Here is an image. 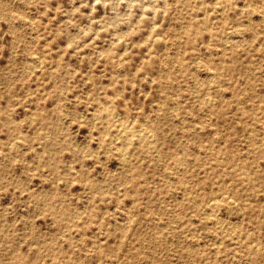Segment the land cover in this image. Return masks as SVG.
<instances>
[{
	"label": "rangeland",
	"instance_id": "rangeland-1",
	"mask_svg": "<svg viewBox=\"0 0 264 264\" xmlns=\"http://www.w3.org/2000/svg\"><path fill=\"white\" fill-rule=\"evenodd\" d=\"M215 2L0 0V264H264V0H231L233 44Z\"/></svg>",
	"mask_w": 264,
	"mask_h": 264
},
{
	"label": "bare ground",
	"instance_id": "bare-ground-1",
	"mask_svg": "<svg viewBox=\"0 0 264 264\" xmlns=\"http://www.w3.org/2000/svg\"><path fill=\"white\" fill-rule=\"evenodd\" d=\"M249 5H247V6H244L243 8L241 7V10L243 9V10H249V7H248ZM262 7H261V9L260 10H258V15H259V22H260V24H261V26L262 27H264V6L263 5H261ZM85 7V6H84ZM143 7H145V6H143ZM3 8V5H1L0 4V9H2ZM229 8H231V0H216V2H215V4H214V6H213V11H214V13L216 14V19L218 20V24H220V26L221 25H223V26H225L226 28H225V35H224V38L222 39V42L223 43H227V44H233V42H234V34L235 33H237V32H241V33H244V34H246V36H247V34H248V37H249V39H254L255 38V36H256V32H255V30H254V23L253 22H250V21H245V22H243V23H238V22H234V21H232V22H226V21H224V23L222 22V19L224 18V17H222L223 15H224V13H225V11L227 10V9H229ZM251 8V7H250ZM143 9V8H142ZM151 9H153V8H151ZM191 11H193V10H191ZM12 14V13H11ZM151 14L152 15H155V16H159V11H157V9H154V10H152L151 11ZM163 14H164V12H163ZM164 16V15H163ZM19 17H20V15H19ZM113 19H115V18H113ZM25 20H26V18H25ZM27 21H28V19H27ZM194 22H191V24H190V27H192V28H194L195 29V32H194V37H196V35L197 36H201V34H202V32H208V37H207V39L209 40L208 42H206V43H203V46H206V47H208V46H212L213 44V41H218L219 39H217L216 38V34H214L215 32H212L211 31V29H210V26H208V25H205V21H203V20H200V19H198V18H196L195 20H193ZM225 23H231L232 25H227V24H225ZM154 26V25H153ZM133 29V28H132ZM156 37V35H150V37H149V40L152 42L153 41V43L154 44H156V46H158L159 48H165V47H167L168 46V42L166 41V40H161V39H157V38H155ZM159 37V36H158ZM120 38V37H119ZM118 38V39H119ZM196 39H199L198 37H196ZM117 40V39H116ZM119 41V40H118ZM255 41V40H254ZM235 43V42H234ZM128 48V47H127ZM166 50V49H165ZM124 53V52H123ZM99 54V53H98ZM33 56V55H32ZM122 56V55H121ZM174 59V58H173ZM31 60H33V61H35V62H37L38 60H41L42 61V58L40 57V56H33L32 58H31ZM160 61H163V62H166V63H170V62H172L171 61V59L168 57V56H165L162 60H160ZM197 61V60H196ZM199 62V61H198ZM201 62V61H200ZM196 63V62H195ZM29 64V63H28ZM39 64H40V61H39ZM204 64V63H203ZM41 67H42V65H41ZM217 68L219 69V67L217 66ZM35 69V68H34ZM167 69V68H166ZM209 69V68H208ZM33 70V69H32ZM212 72V71H211ZM169 73V72H168ZM213 73V72H212ZM170 74V73H169ZM169 74H164V75H166V76H164L165 78L166 77H168L169 76ZM213 74H215V73H213ZM213 74H210V76L212 77V75ZM209 76V77H210ZM212 79V78H211ZM210 81V80H209ZM172 87V86H171ZM208 94V93H207ZM206 94V95H207ZM210 99H212V98H209V100L208 99H206V98H203V100L201 101V104H203V105H205V106H209V103H210V110H211V114L213 115L214 113H216L218 116H220V112H218L217 110H216V108H217V106H215L212 102L213 101H210ZM178 105V104H177ZM202 106V105H201ZM176 109H177V107H176ZM217 111V112H216ZM175 113V112H174ZM119 116V115H118ZM121 117V116H120ZM33 118V117H32ZM114 119H115V117H114ZM135 119V118H134ZM129 121H131V120H129ZM131 123V122H130ZM193 123V122H192ZM161 124H163L162 122H156L155 120H152V129H154V133H152V131L151 130H138V131H135V130H133L130 126H125L124 125V123L123 124H121V125H119L118 126V131H117V133H116V136H115V138H114V143L117 141V140H120V139H123V141H124V145H125V147H121L120 145L118 146L117 145V149L119 150L120 149V151H121V155L123 156V155H125V154H127L128 152H127V150H128V146L130 145H132V144H134L133 143V141H136L137 142V146L135 147V149L136 148H139L140 146H141V144H144L145 145V147L147 148V150H150V148L151 147H153L155 144H156V142H157V139H156V134L155 133H158L159 135H161L162 136V143H165L166 142V139H165V137H164V130H162L161 128H162V126H161ZM193 124H195V123H193ZM128 125H130V124H128ZM196 125V124H195ZM141 126H143V125H141ZM251 127V126H250ZM140 128V127H139ZM47 137V136H46ZM134 139V140H133ZM18 140V139H17ZM16 141V140H15ZM14 141V142H15ZM13 142V143H14ZM121 142V141H120ZM13 145V144H12ZM12 145H11V147H12ZM115 145L116 144H114V147H115ZM146 150V151H147ZM135 151V150H134ZM144 151V150H143ZM133 152V151H132ZM145 152V151H144ZM163 152H164V150H162L161 151V154H163ZM143 153V152H142ZM146 154H147V152H145ZM151 153V152H150ZM148 154H149V151H148ZM147 154V155H148ZM158 155V154H157ZM38 157V156H37ZM121 158V157H120ZM171 158L172 159H174V163L175 164H177V165H183V164H185V158L183 157V156H171ZM124 159H125V157H124ZM172 175V174H171ZM180 181V180H179ZM227 196V195H226ZM224 195H221V197H214V195H213V193L212 194H210V195H208L207 197H205V198H200V199H196V198H193V199H190V201H189V203H192L193 204V207L195 208V209H198V210H200L202 207H204L205 206V208L207 207L208 209H209V212H211V218L213 217V219L214 220H216L217 219V217H216V215H215V211H216V209L218 210V208H220V206H221V202L222 201H225V199H224ZM228 197V196H227ZM227 200V199H226ZM229 200H230V198H229ZM228 200V201H229ZM228 201H226V202H228ZM227 204V203H226ZM235 206H237V205H235ZM204 210V209H203ZM240 210V209H239ZM242 210V209H241ZM212 212H214V213H212ZM217 213V215H220V214H218V213H220V212H216ZM207 215L209 214L210 215V213H206ZM203 217H205V216H203ZM219 217V216H218ZM161 218V217H160ZM220 218V217H219ZM224 218V217H223ZM222 218V219H223ZM227 219H228V217H227ZM224 220V219H223ZM226 220V219H225ZM219 221V220H218ZM220 222V221H219ZM231 222V221H230ZM219 223H217V225H218ZM222 224V223H221ZM232 224V223H231ZM222 226H223V224H222ZM220 227V226H219ZM219 230H221V229H219ZM223 231V230H222ZM225 231V230H224ZM223 234V233H222ZM222 237V236H221ZM220 238V237H219ZM218 239V238H217ZM221 239V238H220ZM219 239V240H220ZM222 240V239H221ZM215 241H216V239H215ZM217 242V241H216ZM219 243V242H218ZM217 243V244H218ZM221 245V244H220ZM213 246V245H212ZM218 246V245H217ZM216 247V246H215ZM218 248V247H217ZM246 248L248 249V252L251 254V258H250V260H249V263L251 262V264H252V262L254 261L253 260V258H254V254H255V252H256V248H254V247H252V246H250V245H247L246 246ZM233 255V254H232ZM233 258V257H232Z\"/></svg>",
	"mask_w": 264,
	"mask_h": 264
}]
</instances>
